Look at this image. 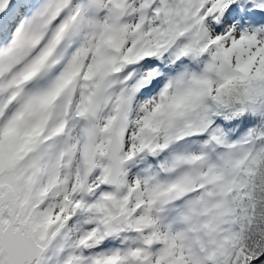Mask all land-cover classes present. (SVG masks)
Returning <instances> with one entry per match:
<instances>
[{
	"label": "snow or ice",
	"instance_id": "6c2138e0",
	"mask_svg": "<svg viewBox=\"0 0 264 264\" xmlns=\"http://www.w3.org/2000/svg\"><path fill=\"white\" fill-rule=\"evenodd\" d=\"M0 264H264V0H0Z\"/></svg>",
	"mask_w": 264,
	"mask_h": 264
}]
</instances>
